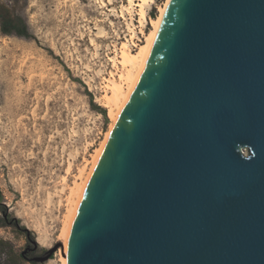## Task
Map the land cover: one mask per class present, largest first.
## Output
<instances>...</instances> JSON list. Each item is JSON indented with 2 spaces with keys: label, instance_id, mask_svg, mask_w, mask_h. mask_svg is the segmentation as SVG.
<instances>
[{
  "label": "water",
  "instance_id": "obj_1",
  "mask_svg": "<svg viewBox=\"0 0 264 264\" xmlns=\"http://www.w3.org/2000/svg\"><path fill=\"white\" fill-rule=\"evenodd\" d=\"M67 259L264 264V0L169 2Z\"/></svg>",
  "mask_w": 264,
  "mask_h": 264
},
{
  "label": "rangeland",
  "instance_id": "obj_2",
  "mask_svg": "<svg viewBox=\"0 0 264 264\" xmlns=\"http://www.w3.org/2000/svg\"><path fill=\"white\" fill-rule=\"evenodd\" d=\"M164 1L150 2L148 19ZM127 4L0 0L32 35H0V264H60L63 184H73L108 130L98 98L111 53L130 38L129 24L136 42L143 38L136 14L121 13Z\"/></svg>",
  "mask_w": 264,
  "mask_h": 264
},
{
  "label": "bare ground",
  "instance_id": "obj_3",
  "mask_svg": "<svg viewBox=\"0 0 264 264\" xmlns=\"http://www.w3.org/2000/svg\"><path fill=\"white\" fill-rule=\"evenodd\" d=\"M127 6L121 7V13L125 12L136 14L139 18V32L143 38L138 39L141 44L136 42V31L130 24L128 32H130V38L121 43L120 46H114V50L111 54L109 61L113 65V70L108 73L107 77H104L101 82L100 97L98 101L107 110L110 124L108 130L104 134L98 147L90 155L89 160H86L83 167H80L76 174V179L71 186L66 185L62 191L67 189L66 211L63 216L62 226L60 230V239L63 241V248L65 255H58L60 264H68L67 252L69 239L72 231V226L79 210L82 198L84 196L88 182L92 176L97 165L100 152L109 139L118 117L120 116L126 102L129 99L132 87L134 85L138 70L151 46L155 33L158 29L160 21L166 11V8L171 0H165L163 5L159 7L158 15L156 18H149L148 13L150 9V2L153 0H126ZM132 18V17H131ZM133 23V22H132ZM147 23H150L151 29L145 32ZM135 26V25H134ZM136 49H133V48ZM65 181V178H64Z\"/></svg>",
  "mask_w": 264,
  "mask_h": 264
},
{
  "label": "trees",
  "instance_id": "obj_4",
  "mask_svg": "<svg viewBox=\"0 0 264 264\" xmlns=\"http://www.w3.org/2000/svg\"><path fill=\"white\" fill-rule=\"evenodd\" d=\"M17 36L31 39L32 35L27 23L20 16H13L5 6H0V35ZM0 206L3 204V194L0 191Z\"/></svg>",
  "mask_w": 264,
  "mask_h": 264
}]
</instances>
